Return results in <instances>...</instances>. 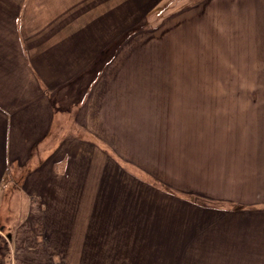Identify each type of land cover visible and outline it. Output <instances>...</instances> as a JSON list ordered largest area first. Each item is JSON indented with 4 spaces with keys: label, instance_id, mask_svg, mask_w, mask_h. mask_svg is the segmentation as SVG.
I'll return each instance as SVG.
<instances>
[{
    "label": "crops",
    "instance_id": "0c3cea01",
    "mask_svg": "<svg viewBox=\"0 0 264 264\" xmlns=\"http://www.w3.org/2000/svg\"><path fill=\"white\" fill-rule=\"evenodd\" d=\"M158 2L0 0V264H264V236L198 202L264 211V0L122 30Z\"/></svg>",
    "mask_w": 264,
    "mask_h": 264
},
{
    "label": "rangeland",
    "instance_id": "374dc122",
    "mask_svg": "<svg viewBox=\"0 0 264 264\" xmlns=\"http://www.w3.org/2000/svg\"><path fill=\"white\" fill-rule=\"evenodd\" d=\"M183 0H162L159 1L158 0H154L155 2V6L157 4V2L159 3L157 5V7L155 8H151V9H147V8H123L122 12H123V22H122V30L123 31H130L132 32L131 35H135L137 32L136 31H141L144 33L147 32H153L155 31L151 37L157 36L158 33H165L166 31L169 32L172 28L173 31H177L179 28V26L181 24L185 25V23H183L185 21V19H181V16H173L168 18L169 15L174 14L177 10V5L179 3H181ZM187 2H193L196 0H185ZM129 14V18H127L126 20L129 19V23L126 22L125 14ZM150 14H152L153 18H150L151 16H149ZM161 14L163 15V17L165 16V20L161 21V17L159 18L158 15L161 16ZM157 18L156 21H154L153 19ZM149 19H151V22L149 21ZM154 21V22H153ZM169 22V23H168ZM193 30V27L191 28ZM172 31V32H173ZM203 31L208 32V29H205ZM134 32V33H133ZM182 32V31H180ZM166 35V34H165ZM183 35V34H182ZM181 36V35H180ZM204 36V34H203ZM144 37V36H143ZM175 37L172 38L171 42H175L174 41ZM177 39V37H176ZM175 39V40H176ZM183 39L184 41H186V48H189V43H191V49H197V43L199 42L197 40V33L196 36L192 35V32L186 33L185 35H183ZM124 40V39H123ZM124 42V41H123ZM183 42V40L181 41ZM175 45V44H174ZM172 46V45H171ZM182 46V44H181ZM126 51V50H125ZM109 55V54H108ZM108 56L105 57H99V59H97L92 66L90 67L91 73L94 72V70H96L98 67H100ZM93 75V74H92ZM91 79V77H89ZM86 85V84H85ZM85 85H83L85 87ZM62 92L65 93L64 97H62V100L60 101V106L62 107V109L65 111L66 106H71L74 102H76V100L78 99V97H75V93L74 90L71 89H67L65 91L62 90ZM77 94V93H76ZM74 105V104H73ZM72 109V110H71ZM70 110H68V112H64L65 116L62 117L61 120H59L58 126H60L61 124L64 126L63 127V132H66L69 130V127L71 125V123H74L75 125H77L74 122V108H71ZM81 129H78V125H77V129L74 132H80L81 133ZM59 133V132H58ZM61 133V131H60ZM60 137V136H59ZM128 166H130V163H128ZM199 200V201H198ZM198 202H203L204 204H206L208 207H213V208H217V210H221V209H230V210H234V215L231 219V222H229V224H231L232 226L235 227V230L232 232L230 239H234V240H249V239H258L259 238H263L264 236V211H259L257 209H249L245 211V216H246V221L245 218L241 219V217H244L241 213H237L238 211H244L246 208L243 207H238L235 203H229L226 201H221V200H209V199H200L198 198ZM203 206V205H202ZM261 206V205H259ZM229 211V210H227ZM224 211H220V213L218 212V216L219 218H221L222 222H219V224L224 223V219H225V214L223 213ZM249 219V220H248ZM209 220V218H208Z\"/></svg>",
    "mask_w": 264,
    "mask_h": 264
},
{
    "label": "trees",
    "instance_id": "16d2710c",
    "mask_svg": "<svg viewBox=\"0 0 264 264\" xmlns=\"http://www.w3.org/2000/svg\"><path fill=\"white\" fill-rule=\"evenodd\" d=\"M131 33V32H130Z\"/></svg>",
    "mask_w": 264,
    "mask_h": 264
}]
</instances>
